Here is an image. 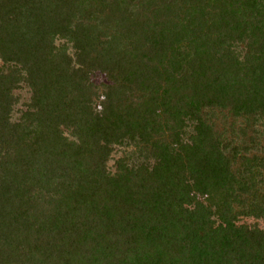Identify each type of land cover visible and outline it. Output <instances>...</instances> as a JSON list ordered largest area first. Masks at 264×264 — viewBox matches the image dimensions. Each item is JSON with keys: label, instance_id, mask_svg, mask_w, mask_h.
I'll list each match as a JSON object with an SVG mask.
<instances>
[{"label": "trees", "instance_id": "16d2710c", "mask_svg": "<svg viewBox=\"0 0 264 264\" xmlns=\"http://www.w3.org/2000/svg\"><path fill=\"white\" fill-rule=\"evenodd\" d=\"M263 220L264 0H0V264H264Z\"/></svg>", "mask_w": 264, "mask_h": 264}, {"label": "rangeland", "instance_id": "374dc122", "mask_svg": "<svg viewBox=\"0 0 264 264\" xmlns=\"http://www.w3.org/2000/svg\"><path fill=\"white\" fill-rule=\"evenodd\" d=\"M60 43H62V42L61 41H57V44H60ZM92 81H93L94 84H97V85H99L101 83H106V79L104 78V76H102L100 74L94 75L92 77ZM15 94L20 96V103L16 106V110H15V112L13 114V119H16L18 117V112L17 111H19L20 109H23V105L22 104L24 102H27L28 98H29V93H28V91H26V89H22L20 91H17ZM131 150H132V148H128L127 149V148H123V147H121V148L120 147H115L113 153L110 156L109 161L107 162L108 169L111 172H113L114 171V166H115V161L117 159H119L120 157H122L125 152L131 151ZM243 223H253V222L251 220H249V221H244ZM259 224H260V226L262 228H264V220L260 221Z\"/></svg>", "mask_w": 264, "mask_h": 264}]
</instances>
